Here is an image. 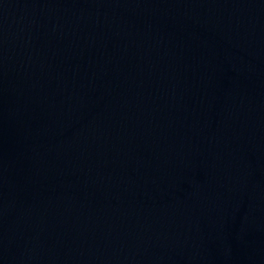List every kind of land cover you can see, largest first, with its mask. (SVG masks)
<instances>
[{"label":"water","instance_id":"1","mask_svg":"<svg viewBox=\"0 0 264 264\" xmlns=\"http://www.w3.org/2000/svg\"><path fill=\"white\" fill-rule=\"evenodd\" d=\"M0 264H264V0H0Z\"/></svg>","mask_w":264,"mask_h":264}]
</instances>
